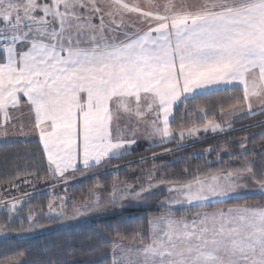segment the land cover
Wrapping results in <instances>:
<instances>
[{
	"label": "snow or ice",
	"instance_id": "snow-or-ice-1",
	"mask_svg": "<svg viewBox=\"0 0 264 264\" xmlns=\"http://www.w3.org/2000/svg\"><path fill=\"white\" fill-rule=\"evenodd\" d=\"M97 17L100 22L94 24ZM137 22L145 27H136ZM221 88L236 89V102L227 109L235 118L264 113V0H0V137L7 139L9 109L21 107L22 94L48 175L64 184L70 173L86 178L90 169L128 155L138 143L119 131L121 114L136 120L132 137L140 123L150 128L149 142L155 146L176 136L171 127L176 108L184 105L182 122L190 118V108L206 118L208 110L191 102ZM220 112L226 114L223 107ZM253 124L264 125V120ZM20 128L24 136L23 124ZM208 131L225 129L215 120L193 123L181 128L176 148L164 152ZM246 152V144H240L237 154ZM256 165L255 156L245 157L232 169L197 167L189 175L186 167L184 179L158 181L153 165L145 183H125L121 190L113 185L107 202L97 195L74 201L70 210L66 196L59 205L49 198L47 211L39 213L32 207L22 212L24 198L0 199L6 217L0 222V241L79 224V231L56 238L55 254L35 264H96L84 257L110 226H83L116 209L146 205L166 189L168 195L158 204L167 210L150 217L146 228L138 224L131 237L117 231L128 242L111 244L108 264H264V201L230 203L249 191L264 198V162ZM182 208L198 211L190 218L177 216L174 210ZM48 246L45 241L41 248ZM9 247L15 252L14 245ZM0 264L25 262L4 255Z\"/></svg>",
	"mask_w": 264,
	"mask_h": 264
},
{
	"label": "trees",
	"instance_id": "trees-1",
	"mask_svg": "<svg viewBox=\"0 0 264 264\" xmlns=\"http://www.w3.org/2000/svg\"><path fill=\"white\" fill-rule=\"evenodd\" d=\"M235 91L236 89L234 88H226L218 91H208L202 95H198L191 102L193 107L199 106L208 110L207 117L201 118L203 114L199 113L201 116H197L198 120L188 118L182 122L181 118L185 113L183 112L184 105L181 104L175 109V116L171 127L178 129L181 127H189L193 123L199 124L205 119H215L221 107L228 109L230 105L236 102ZM230 96L231 99L229 98ZM191 113L193 115V111L190 108L187 116L191 117ZM257 120H264V113L237 120L232 124L231 128L225 131L227 134L221 132L219 134L207 135L201 137L198 141L184 143L185 146L166 153L164 152L165 149L176 148L178 138L155 146L139 144L128 155L107 160L99 168L90 169V174H87L86 178H82L81 172H75L69 174L70 182L67 187L61 186L43 191H39V189L54 186L60 183V181L54 180L48 175L47 161L43 155L39 141L29 139L0 143V199L24 198L25 202L21 211L27 212L28 208L32 207L39 213L41 211H47L49 198L55 197L57 204L55 201L54 203L59 205V198L66 196L70 198L66 204V208L70 210L74 201L84 202L89 199H94L97 195L102 198V202H107L113 185H116L117 189L121 190L125 183H145L146 174L154 171L153 165L158 169V171H155L157 181L161 178L184 179L182 173L186 167L189 169V175L197 167L204 170L232 169L237 167L245 157L252 156L257 158L256 167L258 168L259 163L264 162V157L260 156L261 153H264V147H261V139L264 137V125L253 124ZM248 124H253V126L242 127V125ZM243 137H248V139L244 140L242 139ZM242 143L246 144L248 152L243 155H238L239 146ZM209 148H213L215 151L209 154L206 151ZM253 148L256 149L255 152ZM153 153L163 154L153 159ZM141 157H146L147 159H141ZM35 172H38L39 175H31ZM74 178L77 179L73 180ZM25 179L30 182L24 183ZM10 183H15L18 187L10 188ZM247 183L249 189L254 188L251 179ZM19 189H23L24 191L18 194ZM25 194H29L30 198L25 197ZM167 195L166 189H160L152 201L146 205L126 207L123 210L116 209L113 210L115 214H106L101 219H93L90 225L83 226H110L104 230V239L95 241L92 251L84 259H94L96 264H108L111 244L116 241H128L127 239L121 240L117 237L116 232L119 231L122 236L131 237L133 230L141 222L145 224L146 228V222L150 217L159 215L161 212L167 210L166 208H161L158 204V201ZM262 201H264V198L253 191H249L242 195L239 200H233L230 203L254 204ZM183 209L185 208L174 211L179 213L178 211ZM194 209L192 208L191 210ZM5 219L4 213L0 212V222H3ZM81 227L82 225L77 224L72 228L65 227L63 229H53L43 233L32 234L31 238L25 237L23 240L12 238L7 241H0V258L4 255H9L14 259L23 258L25 264H35L36 261H42L48 255L56 253L54 245L57 237L62 240L69 233L79 231ZM137 239H141V237H137ZM45 241L49 242V246L46 249H42L41 246ZM11 245L15 246V252H19L25 248L29 250L24 252L22 256H19L9 247ZM75 247L79 249L81 245L76 244ZM105 254H107V258L101 259Z\"/></svg>",
	"mask_w": 264,
	"mask_h": 264
},
{
	"label": "crops",
	"instance_id": "crops-1",
	"mask_svg": "<svg viewBox=\"0 0 264 264\" xmlns=\"http://www.w3.org/2000/svg\"><path fill=\"white\" fill-rule=\"evenodd\" d=\"M140 2L142 3L143 0H140ZM105 19H107V17ZM131 19H135V18L133 17ZM92 22L94 24H99V22H100L99 17L93 19ZM136 27H145V26L141 25V24H139V22H137ZM127 30L131 32V31H134L135 29L129 27ZM221 89H226V88H221ZM25 101H26V98H24L21 94V107L16 108V109H9V113L12 117V121L8 125L9 135H8L7 139L0 137V143L23 141V140H29V139H36L39 141V135L34 130H33L34 131V137L28 138V135H27L28 130L30 128L33 129L34 117L31 115L30 109L27 106H25ZM252 104L254 107H257L259 104V101L255 98H253ZM24 108L26 109V111H25V116L23 117V109ZM21 124H23V131L25 133L24 136H20V135L16 134L19 132V130H21V128H20ZM13 125H15L16 129H14ZM16 125H19V128H17L18 126H16ZM134 127H136L135 118L129 120L126 116L121 114V120L119 122V131L123 132L125 138H134L138 142L142 141L146 145L151 144L149 142L150 128H148L144 123H140L138 126V129L135 132V136L132 137L131 133H132ZM114 134H115V132H114ZM152 139H156V137H153ZM41 147H42V145H41ZM46 161H47V158H46Z\"/></svg>",
	"mask_w": 264,
	"mask_h": 264
},
{
	"label": "rangeland",
	"instance_id": "rangeland-1",
	"mask_svg": "<svg viewBox=\"0 0 264 264\" xmlns=\"http://www.w3.org/2000/svg\"><path fill=\"white\" fill-rule=\"evenodd\" d=\"M161 2H163V0H161ZM174 2L175 3H177V4H179V3H182V2H188V3H195V2H197V0H174ZM25 111H26V109L24 108L23 109V117L25 116ZM175 111V110H174ZM225 112H226V114H221V112H219L218 113V115H217V117L215 118V119H207V120H215L216 122H218V123H220V124H222L223 126H224V129H225V131H227L228 129H229V125H231L232 126V124L234 123V122H236L237 120H240V119H242V118H235L234 117V115L233 114H231V113H227V109H225ZM195 114V115H194ZM201 116V114H199V113H195V112H193V115H192V113H191V117L190 118H193V119H195V120H198V117L197 116ZM29 118V117H28ZM205 123V120L204 121H201L199 124H196V125H203ZM193 125V124H192ZM191 125V126H192ZM16 126H18L17 128H19V125H16ZM191 126H189V127H191ZM181 128H188V127H181ZM181 128H178V129H173L175 132H176V136L174 137V138H178L177 139V141H178V143H179V141H180V137H179V135H178V133H179V131L181 130ZM14 129H16V127H14ZM224 131V134H227L226 132ZM19 133H20V130H19V132L18 133H16L17 135H19ZM214 134H219V133H213V132H211V131H208L207 133H205V132H201V133H199V135H197V136H195V137H187L185 140H184V142L183 143H188V142H194V141H198L201 137H205V136H207V135H214ZM28 138H30V137H34V131H33V129H29L28 130ZM174 138H172V139H174ZM156 139H158V138H156ZM171 139V140H172ZM177 143V144H178ZM139 144H143V145H146L145 143H143L142 141H140V142H138L136 145H134L133 146V148L135 147V146H137V145H139ZM148 145V144H147ZM149 145H152V144H149ZM132 148V149H133ZM131 149V150H132ZM130 150V151H131ZM70 174H72V173H70ZM51 178H53L54 180H57L55 177H51ZM52 179V180H53ZM77 179V178H76ZM75 178L73 179V180H76ZM53 180V181H54ZM31 184H34V183H31ZM36 184V183H35ZM69 184V183H68ZM68 184H64V183H62V182H60V183H57L56 185H54V186H49V187H45V188H43V189H39V191H43V190H50V189H53V188H55V187H61V186H64V187H67V185ZM20 190V189H19ZM18 190V194H21L20 192H23L24 190L23 189H21L20 191ZM39 191H37V192H39ZM56 191H58V190H56ZM29 192V191H28ZM34 192H36V191H34ZM63 194V193H62ZM62 197H65V196H62ZM53 198H55V197H53ZM54 201H55V203L57 204V199L55 198L54 199ZM249 204V203H248ZM252 204V203H251ZM192 209V208H191ZM191 209H183V210H180V211H178L179 213H176L175 212V214L177 215V216H180L181 214H186L189 218L191 217V215H192V213H194V212H196V211H198V209H194V210H191ZM137 240H139V239H137ZM127 242L128 241H116L115 243H124V244H127ZM110 255H111V250H110ZM18 259H22L24 262H25V260L23 259V258H18Z\"/></svg>",
	"mask_w": 264,
	"mask_h": 264
}]
</instances>
